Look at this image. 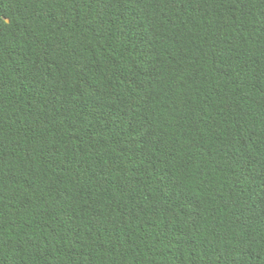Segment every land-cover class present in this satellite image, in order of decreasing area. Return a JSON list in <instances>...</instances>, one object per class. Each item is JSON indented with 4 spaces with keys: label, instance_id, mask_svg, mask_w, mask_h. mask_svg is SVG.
<instances>
[{
    "label": "trees",
    "instance_id": "trees-1",
    "mask_svg": "<svg viewBox=\"0 0 264 264\" xmlns=\"http://www.w3.org/2000/svg\"><path fill=\"white\" fill-rule=\"evenodd\" d=\"M0 264H264V0H0Z\"/></svg>",
    "mask_w": 264,
    "mask_h": 264
}]
</instances>
